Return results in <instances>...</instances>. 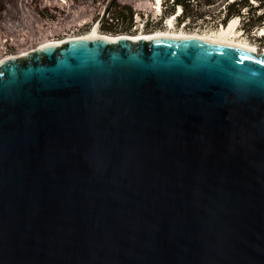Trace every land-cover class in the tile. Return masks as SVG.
Listing matches in <instances>:
<instances>
[{
    "label": "water",
    "instance_id": "95a60500",
    "mask_svg": "<svg viewBox=\"0 0 264 264\" xmlns=\"http://www.w3.org/2000/svg\"><path fill=\"white\" fill-rule=\"evenodd\" d=\"M0 264H264V51L150 33L1 59Z\"/></svg>",
    "mask_w": 264,
    "mask_h": 264
},
{
    "label": "rangeland",
    "instance_id": "374dc122",
    "mask_svg": "<svg viewBox=\"0 0 264 264\" xmlns=\"http://www.w3.org/2000/svg\"><path fill=\"white\" fill-rule=\"evenodd\" d=\"M106 1L0 0V60L7 55L27 52L46 39H61L90 31L101 16ZM144 1L146 0H116L102 22L104 29L99 28V25L98 32L133 35L139 32L165 30L168 17L174 15L176 17L174 29L190 33H209L216 32L231 19L222 24L227 3L231 0H210V4H205L204 0L194 1L189 6L186 16L179 22L177 16L181 14L180 6H176L174 12L168 13L172 0H161L160 11L155 9L157 0H150L151 3L147 1V9H141ZM263 11L264 7L256 11L254 17ZM164 12H167L165 16ZM64 15L68 16L63 19ZM234 17L237 19L236 26L239 31L237 38L251 43L257 52L262 51L264 43H261L259 38L264 34V25L247 31L242 28V17L232 18Z\"/></svg>",
    "mask_w": 264,
    "mask_h": 264
},
{
    "label": "bare ground",
    "instance_id": "6f19581e",
    "mask_svg": "<svg viewBox=\"0 0 264 264\" xmlns=\"http://www.w3.org/2000/svg\"><path fill=\"white\" fill-rule=\"evenodd\" d=\"M160 1L161 0H157L156 1V7L155 9L159 10L160 11ZM176 17L173 15L172 17H168V20H167V28L165 30H156V31H153V32H149V33H138V35H142V34H150V33H160V34H167V35H174V36H190V37H205V38H221V39H226V40H230L236 44H239L243 47H246V48H250L252 50H255L256 48L251 45V43H247L245 40H240L237 38V36L239 35V31L237 30V19L234 17V18H231L228 23L226 25H223L221 26L216 32H209V33H190V32H186V31H183V30H178V29H174V19ZM263 29L260 31L261 34L263 33L262 32ZM98 36V37H106V38H114V37H118V36H121V35H126V34H117V35H113V34H109V33H101V32H98V27L97 25L95 24L94 27L84 33V34H81V35H71V36H67V37H64V38H61V39H51V40H47V41H44L42 43H39L37 46H43L45 44H48V43H55V44H59V43H62L68 39H73V38H78V37H83V36ZM127 36H132V35H127ZM36 47V46H35ZM34 48V47H33ZM256 51V50H255ZM264 51V49L262 50ZM26 51L18 54V55H21V54H24ZM16 55V56H18ZM11 55H7L5 57H9ZM4 57V58H5ZM3 59V57H2Z\"/></svg>",
    "mask_w": 264,
    "mask_h": 264
},
{
    "label": "trees",
    "instance_id": "16d2710c",
    "mask_svg": "<svg viewBox=\"0 0 264 264\" xmlns=\"http://www.w3.org/2000/svg\"><path fill=\"white\" fill-rule=\"evenodd\" d=\"M150 0H146L142 2L141 9H147L146 2ZM197 0H172L169 6L168 12L172 13L176 6L181 7L180 15L177 16V20H181L186 16V12L191 6L192 2ZM251 1V2H250ZM205 4H210V0H204ZM149 4V3H148ZM264 7V0H231V2L227 3L226 11L224 18L222 19V24H226L227 21L232 18L233 16H241L242 17V28L250 31L253 27L264 25L262 21H264V11L254 17V13L256 11L261 10ZM139 9V4L137 5ZM245 9V10H243ZM246 11V13H244ZM167 13V12H166ZM164 12V16L166 15ZM184 13V14H183ZM183 14V15H182ZM182 15V16H181ZM68 15H64L63 19H65ZM51 40L46 39L44 41ZM41 41L40 43L44 42ZM261 43H264V34L261 35L259 38Z\"/></svg>",
    "mask_w": 264,
    "mask_h": 264
},
{
    "label": "flooded vegetation",
    "instance_id": "af4514ba",
    "mask_svg": "<svg viewBox=\"0 0 264 264\" xmlns=\"http://www.w3.org/2000/svg\"><path fill=\"white\" fill-rule=\"evenodd\" d=\"M148 2H150V3H151V1H148ZM113 4H114V3H113ZM112 6H113V5H112ZM173 12H174V11H173ZM168 13H170V12H168ZM179 13H180V12H179ZM179 21H180V20H178V22H179ZM102 22H103V21H102ZM102 22H101V24H100V27H99V28H102V29H104V28H103V25H104V24H103ZM143 29H144V28H142L141 30H143ZM146 30H148V29H146ZM146 30H145V31H146ZM143 31H144V30H143ZM106 32H108V31H106ZM109 33H111V32H109ZM131 33H132V32H131ZM139 33H142V32H139ZM144 33H147V32H144ZM128 35H132V34H128ZM133 35H138V33H137V34H133ZM133 35H132V36H133Z\"/></svg>",
    "mask_w": 264,
    "mask_h": 264
},
{
    "label": "clouds",
    "instance_id": "9594fccd",
    "mask_svg": "<svg viewBox=\"0 0 264 264\" xmlns=\"http://www.w3.org/2000/svg\"><path fill=\"white\" fill-rule=\"evenodd\" d=\"M181 11V10H180Z\"/></svg>",
    "mask_w": 264,
    "mask_h": 264
}]
</instances>
